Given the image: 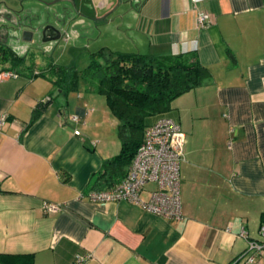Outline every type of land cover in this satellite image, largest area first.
<instances>
[{
    "label": "crops",
    "instance_id": "obj_1",
    "mask_svg": "<svg viewBox=\"0 0 264 264\" xmlns=\"http://www.w3.org/2000/svg\"><path fill=\"white\" fill-rule=\"evenodd\" d=\"M3 2L13 11L15 1ZM73 4L112 40L105 48L194 52L210 70L165 113L186 135L182 216L169 220L125 199L89 200L102 189L92 175L120 147L104 95L84 93L76 81L65 92L27 63L0 60V71L17 73L0 79V264H232L264 225V0ZM198 12L210 23L199 26ZM3 36L0 29V44L10 46ZM154 187L147 184L141 199ZM45 201L62 209L46 213ZM248 264H264V253Z\"/></svg>",
    "mask_w": 264,
    "mask_h": 264
},
{
    "label": "trees",
    "instance_id": "obj_2",
    "mask_svg": "<svg viewBox=\"0 0 264 264\" xmlns=\"http://www.w3.org/2000/svg\"><path fill=\"white\" fill-rule=\"evenodd\" d=\"M0 60L22 65L26 58L10 46L0 44ZM35 74L47 77L65 92L73 87L77 76L75 71L53 62L47 70ZM79 77L91 90L104 95L106 105L117 121L119 150L91 177L92 186L106 188L125 175L143 141L145 128L152 123L150 118L165 115L174 99L203 85L210 79L211 72L194 52L152 55L101 47L91 54L90 62L80 71ZM38 115L36 108L29 124Z\"/></svg>",
    "mask_w": 264,
    "mask_h": 264
},
{
    "label": "built area",
    "instance_id": "obj_3",
    "mask_svg": "<svg viewBox=\"0 0 264 264\" xmlns=\"http://www.w3.org/2000/svg\"><path fill=\"white\" fill-rule=\"evenodd\" d=\"M211 18L208 13L198 12L197 23L206 26ZM16 77L17 73L9 70L0 71V79ZM72 121H79L80 116L72 115ZM186 135L180 124L173 118L163 115L148 125L144 130L143 141L137 148L128 169L122 179L114 185L94 189L86 197L91 201H115L125 199L135 202L156 215L169 220L182 216L180 165L185 158ZM149 183L155 187L150 190L147 200H142L141 192ZM44 212L54 213L62 209V205L45 201ZM242 236L247 234L242 232ZM264 253V225L258 230V237L247 239V246L232 264L254 263ZM86 259L84 255H76L78 263Z\"/></svg>",
    "mask_w": 264,
    "mask_h": 264
},
{
    "label": "rangeland",
    "instance_id": "obj_4",
    "mask_svg": "<svg viewBox=\"0 0 264 264\" xmlns=\"http://www.w3.org/2000/svg\"><path fill=\"white\" fill-rule=\"evenodd\" d=\"M13 1H15L13 11H7L4 6H0V19L4 20L6 18L4 15L9 18L0 29L4 31L3 37L7 44L26 58L23 64L28 65L24 68L28 69L30 66L44 71L47 62H55L57 65L68 67L70 71H75L77 78H74V81L83 84L80 86L81 91L91 92L88 83L79 77V73L90 62L91 54L101 47H106L111 39L105 34L99 36V31H94V25L88 20L83 21L84 18L81 19L73 0ZM3 3L2 0L0 5ZM47 24H52L58 30V35L44 41L43 29ZM24 29L33 31L30 40L22 38ZM97 95L103 97L101 94ZM154 119L150 118L152 121Z\"/></svg>",
    "mask_w": 264,
    "mask_h": 264
},
{
    "label": "water",
    "instance_id": "obj_5",
    "mask_svg": "<svg viewBox=\"0 0 264 264\" xmlns=\"http://www.w3.org/2000/svg\"><path fill=\"white\" fill-rule=\"evenodd\" d=\"M33 31L29 29H24L22 31V38L24 40H30L32 38ZM58 35V30L52 25L47 24L43 29V40H50Z\"/></svg>",
    "mask_w": 264,
    "mask_h": 264
}]
</instances>
